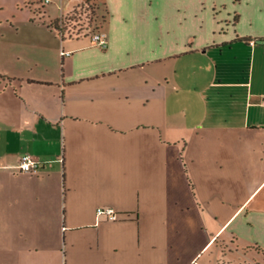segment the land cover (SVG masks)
I'll list each match as a JSON object with an SVG mask.
<instances>
[{"label":"crops","instance_id":"obj_1","mask_svg":"<svg viewBox=\"0 0 264 264\" xmlns=\"http://www.w3.org/2000/svg\"><path fill=\"white\" fill-rule=\"evenodd\" d=\"M99 1L107 47L62 34L61 59L0 67V227L48 242L16 264H264V0Z\"/></svg>","mask_w":264,"mask_h":264},{"label":"rangeland","instance_id":"obj_2","mask_svg":"<svg viewBox=\"0 0 264 264\" xmlns=\"http://www.w3.org/2000/svg\"><path fill=\"white\" fill-rule=\"evenodd\" d=\"M85 1L86 0H0V67L8 70L9 73L23 72L29 74L31 69H29L28 64L32 63L38 56L36 55L39 53L38 51L41 53L45 51V55L52 56L53 52L56 51L55 48H57L61 59L63 47L61 35L75 34L76 31L74 30V26L83 23L82 19L84 13L82 14V12L85 11L91 16L92 29L96 26L103 25L105 22L104 16L106 12L100 4L101 1H99L100 6L97 11L94 9V4L91 2L85 3ZM78 4L79 6L76 7L74 11L68 13ZM89 4L93 9L88 6ZM55 19H60L63 27H65L61 34L56 27L53 25L51 26L52 21ZM87 38L88 37H83L81 39ZM94 44L101 47L96 43ZM205 55L206 57L199 63L200 70L197 69L196 64H194L191 59L189 60L187 54L184 55V58L181 57L182 62L180 60L181 58H178L177 63L179 70L182 71V68L188 67L191 73H200L203 76L210 74L213 76H220L223 67L231 66V70L239 72V59L231 58V60H226L224 56L219 55L216 57L217 59H215L211 54ZM33 69H36V66ZM234 85L237 84L234 83ZM232 87L233 88L229 86L225 87L224 84L217 82L215 89H240L239 86ZM206 90L212 91L209 85L203 83V81L200 82L197 89L195 88V91L200 92V94ZM221 105H225V103ZM27 112L26 110V113ZM172 122L177 125L182 124L181 119H173ZM14 143L17 147L20 145V141L17 138ZM32 148V150H39L36 149L39 148V145L38 147L34 145ZM182 148H184V145ZM29 152L33 155L36 154L33 151ZM18 171L20 173L22 172L21 170ZM21 228L22 227L17 224H14L11 228L0 227V264H16L18 260H16V255L18 252H33L38 246L43 248L48 244L47 241H44L45 238L43 234L37 233L36 229L26 232L23 236H17ZM42 228L45 229L46 227ZM2 230H4V232ZM225 262L223 258L220 259L217 264H226ZM234 264H239V262H234Z\"/></svg>","mask_w":264,"mask_h":264},{"label":"built area","instance_id":"obj_3","mask_svg":"<svg viewBox=\"0 0 264 264\" xmlns=\"http://www.w3.org/2000/svg\"><path fill=\"white\" fill-rule=\"evenodd\" d=\"M91 39L94 43L100 45L101 47H107V37L105 33L101 31H95L91 33ZM42 165V161L31 153H24L19 162V167L24 172L38 173ZM97 214L99 216L105 215L110 220H118L119 212L111 206H99L97 208Z\"/></svg>","mask_w":264,"mask_h":264},{"label":"trees","instance_id":"obj_4","mask_svg":"<svg viewBox=\"0 0 264 264\" xmlns=\"http://www.w3.org/2000/svg\"><path fill=\"white\" fill-rule=\"evenodd\" d=\"M88 3V2H87ZM90 6V4L88 5ZM92 8V6H90ZM93 9V8H92ZM84 13V14H83ZM83 14V23L82 24H77L74 26V30L76 31L75 34H84V35H88L91 33L92 28H91V16H89V14H87V12H82ZM92 15V12H91ZM80 19V18H79ZM56 27L60 34L63 32L64 28L62 25V21L60 19H55L52 21L51 26Z\"/></svg>","mask_w":264,"mask_h":264}]
</instances>
